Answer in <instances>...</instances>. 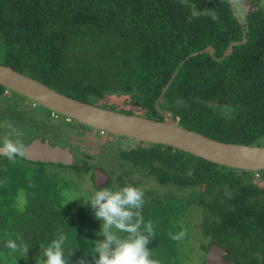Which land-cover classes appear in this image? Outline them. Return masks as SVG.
<instances>
[{"label": "trees", "instance_id": "trees-1", "mask_svg": "<svg viewBox=\"0 0 264 264\" xmlns=\"http://www.w3.org/2000/svg\"><path fill=\"white\" fill-rule=\"evenodd\" d=\"M245 31L248 42L236 46L225 61L209 54L188 60L160 106L180 126L213 140L264 146L262 8L247 15ZM243 36L227 0H0L2 64L79 101H102L100 107L155 120H163L156 109L162 89L190 54L212 46L222 58L230 43ZM6 90L0 86V95ZM107 94L129 97L134 108L105 104ZM117 156L123 173L114 172L107 187L129 182L139 187L150 178L164 190L142 186L143 216L155 225L156 238L148 245L153 258L162 264L192 262L185 254L188 235L175 242L169 233L188 230L190 201L201 195L197 202L211 215L201 225L208 237L202 264L214 244L226 248L227 259L237 264H263L264 171L231 169L144 143L119 149ZM1 162L0 264H37L43 259L41 245L61 232L68 237L64 248L66 256L73 253L71 264L82 258L94 264L93 241L103 240L96 234L102 224L84 198L73 193L74 181L59 171L46 172L51 164L20 157L15 163ZM54 166L88 172L87 166ZM130 173L143 180H127ZM8 239L27 244L28 252H12Z\"/></svg>", "mask_w": 264, "mask_h": 264}, {"label": "water", "instance_id": "water-1", "mask_svg": "<svg viewBox=\"0 0 264 264\" xmlns=\"http://www.w3.org/2000/svg\"><path fill=\"white\" fill-rule=\"evenodd\" d=\"M229 2L234 11V16L243 27V40L231 42L222 58L216 56V50L212 46L190 54L172 75L157 100L156 109L163 117V120L150 119L135 114L127 115L95 104L79 101L4 64H0V86L33 101L59 116L102 131V133L128 138L141 143L171 147L207 162L231 169L246 172L264 171V146H245L213 140L180 126L160 106L164 95L178 76L182 66L188 60L203 54H209L216 61L222 62L232 56L236 46L244 45L248 42L245 22L236 12L233 0H229ZM26 147L27 157L24 159L30 162L66 168H84L88 166L87 162L77 158L70 144L65 147L54 146L48 138H37L26 144ZM93 172L94 185L97 189H102L109 185L111 177L104 168L94 167ZM227 255L228 251L223 246L219 244L211 245L208 248L205 264H237L234 261H228L226 259Z\"/></svg>", "mask_w": 264, "mask_h": 264}, {"label": "rangeland", "instance_id": "rangeland-1", "mask_svg": "<svg viewBox=\"0 0 264 264\" xmlns=\"http://www.w3.org/2000/svg\"><path fill=\"white\" fill-rule=\"evenodd\" d=\"M240 1H247V4H244L242 7L240 6L244 14L248 13L252 7L257 9V7L261 6L254 0ZM240 1L238 0V2ZM258 1L264 5V0ZM3 62L4 56L0 54V64ZM92 100L98 101L97 98H93ZM100 102L102 101H98L97 104H101ZM105 104L109 106H116L118 108H134L132 106L131 99L127 96L125 97L107 94ZM105 104L103 103V105ZM8 107L9 105H7L6 102L0 105V122L2 123L3 130L6 132L4 133V136L9 134L6 121H11L17 129L23 132V136L20 137V139H22L24 143L34 139L36 135H42V137L45 136L46 138H50V141L52 144H54V146L60 145L65 147L70 144L72 145L73 152L77 158L85 162L91 161L93 159V162L98 165V167L104 168L108 174L116 172L118 169L119 173H116L117 175L123 173V170L117 166L118 164L121 165V160L117 156L119 149L126 150L129 148H134L137 145L136 142H132L128 138L124 139L123 137H117L116 135H111L108 133L104 134L102 131L87 126L85 127V125H79L74 121H66L64 117L54 120V118L51 116V113L46 112L45 109L40 106L30 110H20L18 107L15 110ZM140 114H143V111H141ZM3 115L5 116L2 117ZM80 152H82L81 155ZM1 161H3V159H0V165L2 164ZM124 169L128 170L129 167L126 166ZM32 170L35 171V168ZM44 170L53 174L59 171L64 176L66 175V177H70L74 181V186L72 187V190L74 191L73 193L77 196H82L84 198V202L95 190H100L94 187L92 173L87 171L76 174V172L72 169L60 170L54 165H48ZM126 178L129 181L143 180L140 176H138V174H131ZM146 181H149V183L143 181L140 183L139 187L147 186L151 189H154V191H164L161 189V187L156 186L157 184H155L152 179L149 178L146 179ZM129 184L132 185L130 182L128 185ZM152 186H155V188ZM262 187H264V184H262ZM195 197L199 198V201L203 200V196L201 195H196ZM197 198L190 201V207L185 215V218L187 221H189V242L187 244L188 252L185 254H187V258L192 261L188 262V264H202V258L204 257V254H206L204 247L208 245V241H206L208 237L201 230V225L203 227L207 217H209V219L211 218L209 212L210 209H207L205 206L198 203ZM85 204L91 206L90 203L85 202ZM211 213L213 214L214 211ZM214 216L217 217L216 214ZM102 223L103 222L101 221V224ZM258 242L260 243V240ZM189 248L191 249L190 252L192 253H189ZM256 248L258 249V247Z\"/></svg>", "mask_w": 264, "mask_h": 264}, {"label": "clouds", "instance_id": "clouds-1", "mask_svg": "<svg viewBox=\"0 0 264 264\" xmlns=\"http://www.w3.org/2000/svg\"><path fill=\"white\" fill-rule=\"evenodd\" d=\"M6 123L9 134L0 142V156L15 163L17 157H27V147L20 139L23 132L11 121ZM192 174L189 170L188 175ZM85 202L91 204L95 218L103 222L96 234L104 239L93 241L92 253L98 254V258L94 256V264H162L161 260L153 258V251L148 248L156 238V233L153 222H145L143 216L146 202L143 187L131 184L115 189L104 187L95 190ZM187 235L188 230L184 228L177 233L170 232L169 238L181 242ZM67 239V235L61 232L46 247L41 245L43 259H37V264H71L69 258L73 253L66 256L64 248ZM5 243L12 252L22 248L25 255L29 250L27 244H18L13 239H8ZM78 264L87 262L82 258Z\"/></svg>", "mask_w": 264, "mask_h": 264}, {"label": "flooded vegetation", "instance_id": "flooded-vegetation-1", "mask_svg": "<svg viewBox=\"0 0 264 264\" xmlns=\"http://www.w3.org/2000/svg\"><path fill=\"white\" fill-rule=\"evenodd\" d=\"M227 1H229V0H227ZM240 1V0H239ZM254 1H256L257 3H259L261 6L260 7H257V10L258 9H263L264 10V5L263 4H261V2L260 1H258V0H254ZM253 2V1H252ZM230 3V2H229ZM242 5H241V4ZM233 4H234V6H235V8H236V12L238 13V15L244 20V22H245V20H246V18H247V15L250 13V12H252V10L254 11V8L252 7V9L251 10H249V12L248 13H246V14H244V12H243V10H242V6H244V4H247V1H244V2H238V0H233ZM231 5V4H230ZM241 6V7H240ZM234 12V11H233ZM20 96V95H19ZM17 96V95H15V94H13L11 91H8V90H6V91H4L3 93H2V95H0V105L2 104V103H5V102H10L11 104H13V105H15V106H17L18 107V109H20V110H30V109H32V108H35V107H37V106H39L38 104H36V103H34L33 101H31V100H28V99H26V98H24V97H22V96ZM96 105V104H95ZM99 106V105H98ZM41 107V106H40ZM22 108V109H21ZM43 108V107H42ZM118 108V107H117ZM45 109V108H44ZM134 110H136V109H134ZM45 111L46 112H48V113H51V116L54 118V120H57V119H59L60 117H62V116H59V115H57V114H55V113H53V112H51V111H49V110H47V109H45ZM65 118V117H64ZM65 120L66 121H72V120H69L68 118H65ZM4 133H6L5 132V130H3V127H2V123L0 122V142H2L3 141V139H4ZM105 134V133H104ZM37 138H46L45 136H43L42 137V135H36L35 137H34V139H32L31 141H33V140H35V139H37ZM48 139H50V138H48ZM124 139H126V138H124ZM129 140H131V139H129ZM31 141H29V142H31ZM132 142H136V144L138 145H142L143 143H141V142H137V141H134V140H131ZM29 142H26V143H24L25 145L26 144H28ZM51 142V141H50ZM52 144V143H51ZM144 144H146V143H144ZM52 145H54V144H52ZM144 146V145H143ZM74 153V152H73ZM81 153L82 152H80V155H81ZM7 157H5V156H0V159H6ZM89 160H91V159H89ZM88 161V160H87ZM88 163V172L89 173H92V176H93V168L94 167H98V165H96L94 162H93V159L91 160V161H88L87 162ZM96 165V166H95ZM107 172V171H106ZM114 173V172H113ZM113 173H111V174H109V176L111 177V182L109 183V185L108 186H110V184L113 182V180H114V178H115V173L113 174ZM131 174H133V173H130V175ZM138 176H139V174H138ZM228 251V250H227ZM228 255H229V252H228ZM228 255L226 256V259H227V257H228ZM228 260V259H227ZM262 260H263V264H264V255H263V257H262ZM228 261H232V260H228ZM235 262V261H234Z\"/></svg>", "mask_w": 264, "mask_h": 264}]
</instances>
